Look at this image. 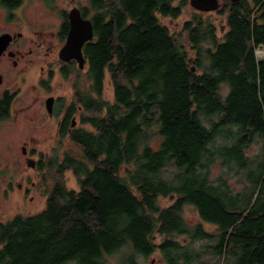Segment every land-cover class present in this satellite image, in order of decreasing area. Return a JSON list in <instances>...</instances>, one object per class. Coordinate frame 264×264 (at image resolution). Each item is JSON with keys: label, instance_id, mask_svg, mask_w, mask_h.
Segmentation results:
<instances>
[{"label": "trees", "instance_id": "obj_1", "mask_svg": "<svg viewBox=\"0 0 264 264\" xmlns=\"http://www.w3.org/2000/svg\"><path fill=\"white\" fill-rule=\"evenodd\" d=\"M90 1L73 103L89 129L38 159L45 206L0 221V264H264V0H219L177 30L160 17L188 0Z\"/></svg>", "mask_w": 264, "mask_h": 264}, {"label": "flooded vegetation", "instance_id": "obj_2", "mask_svg": "<svg viewBox=\"0 0 264 264\" xmlns=\"http://www.w3.org/2000/svg\"><path fill=\"white\" fill-rule=\"evenodd\" d=\"M76 8L93 28V38L82 45L83 68L76 59L64 60L59 55L67 41L70 13ZM93 16L90 0H0V155L22 157L26 165L27 159H34L33 166L27 168L39 173L38 159L45 154L41 141H48L53 134L56 140L62 131L67 134L76 127L79 113L75 108L80 110L82 105L74 108L75 92L66 103L57 90L62 83L59 79L74 86L76 71L84 74L88 70L83 51L86 43L96 39ZM23 125L27 131L22 130ZM12 126L23 132L21 142H12ZM39 131L48 134L41 138ZM6 165L0 167V198H5L11 187ZM26 174L17 184L23 193L31 190L29 185L34 186L33 177Z\"/></svg>", "mask_w": 264, "mask_h": 264}, {"label": "rangeland", "instance_id": "obj_3", "mask_svg": "<svg viewBox=\"0 0 264 264\" xmlns=\"http://www.w3.org/2000/svg\"><path fill=\"white\" fill-rule=\"evenodd\" d=\"M178 0L175 1L177 3ZM193 11L190 5H187L184 7L183 12L180 16L177 18H171V17H160V20L162 23L167 25L170 30L178 29L181 26V23L185 20L190 18V13ZM212 18L215 20L217 26L219 24L223 23V20L221 19V15L216 14L212 12ZM224 29V27L222 28ZM262 48H257L255 51V55L257 59L261 58L262 56ZM85 73L84 74H78L76 71L75 77H78L80 81L85 80ZM59 89L57 90V93L59 95L65 96V102L68 103L72 100V94L74 92V86L73 83L70 81H61L59 79ZM103 97L105 99H108L109 101L112 100L113 93H112V86L110 82L108 81V78L105 80L104 84V93ZM82 125L85 126L87 129H89V126L87 123H82L81 122V116H77V125ZM27 131L28 129L22 126V130ZM22 132V131H21ZM17 129V131H14L13 126L11 130V136H12V142L19 141L21 142L25 137H21L22 133ZM41 138L46 136L48 132L46 131H39L37 132ZM54 135V134H53ZM53 135L49 137L47 140L40 143L41 149L45 152L43 157H46L47 153L49 152V157L54 154L53 152V146L57 148V151H59V146L56 144L57 141L54 139L53 140ZM62 141L64 144L62 145L65 147L66 143L68 144L67 137L63 138ZM38 143V142H37ZM36 143V144H37ZM257 149L256 146H252L251 151H255ZM7 156V157H6ZM0 155V167H3L6 165V162L9 166L8 168V173L6 174V178L9 179L11 182V187L9 189V193L5 198H0V220L8 219L11 218L13 215L17 213H22V214H30V213H35L41 210L45 206V200H46V187L50 185V178L47 177L45 179V175L43 176L41 174V171L39 173H36L35 170L28 169L27 165L25 164V160L22 157L19 156H14V155ZM7 167V165H6ZM26 172H28L31 177H33L34 180V186L30 187L31 190L28 192H22L18 187L17 184L22 182V178L27 175ZM64 179L66 182V186L69 188H78L76 179L74 175L71 173V171H67L64 173ZM44 182H46L44 184ZM29 183V181H28ZM24 186V184H23ZM48 188V187H47ZM32 197V198H31ZM159 202L161 204H169L170 200L168 198H159ZM184 214L191 220H196L198 219V214L197 212L191 208V207H186ZM208 229H212L211 225H207ZM117 257L113 256L110 259V264H118ZM137 264H164L162 259L160 258L158 253H154L151 256L147 258L139 257V262Z\"/></svg>", "mask_w": 264, "mask_h": 264}, {"label": "water", "instance_id": "obj_4", "mask_svg": "<svg viewBox=\"0 0 264 264\" xmlns=\"http://www.w3.org/2000/svg\"><path fill=\"white\" fill-rule=\"evenodd\" d=\"M189 5L194 10L203 12L215 11L219 6V0H189ZM70 29L67 41L60 49V57L64 60L70 58L76 59L78 67L83 68L85 58L82 53V45L84 42L93 38V28L89 19H83L79 10L73 9L70 13ZM194 70V67H192ZM74 125V121L72 122ZM34 159H27V165L33 166Z\"/></svg>", "mask_w": 264, "mask_h": 264}]
</instances>
